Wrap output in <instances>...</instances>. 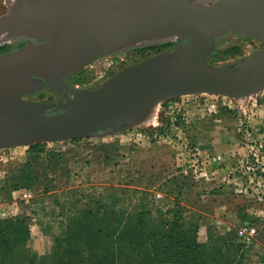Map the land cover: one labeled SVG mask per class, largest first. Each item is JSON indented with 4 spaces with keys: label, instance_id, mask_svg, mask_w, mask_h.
Segmentation results:
<instances>
[{
    "label": "rangeland",
    "instance_id": "rangeland-1",
    "mask_svg": "<svg viewBox=\"0 0 264 264\" xmlns=\"http://www.w3.org/2000/svg\"><path fill=\"white\" fill-rule=\"evenodd\" d=\"M169 42L102 55L66 75V90L45 84L26 98L53 109L68 89L96 87ZM261 47L229 32L207 60L234 65ZM0 230L6 264H80L99 246L113 264H172L169 254L264 264V88L237 99L179 94L115 132L0 149Z\"/></svg>",
    "mask_w": 264,
    "mask_h": 264
},
{
    "label": "water",
    "instance_id": "water-1",
    "mask_svg": "<svg viewBox=\"0 0 264 264\" xmlns=\"http://www.w3.org/2000/svg\"><path fill=\"white\" fill-rule=\"evenodd\" d=\"M16 18L14 7L1 15L0 34L34 41L0 53V149L115 132L179 94L237 99L264 88V0H18ZM229 32L262 47L234 65L209 63ZM168 41L96 87L68 89L56 109L26 98L45 84L65 86L66 75L102 55Z\"/></svg>",
    "mask_w": 264,
    "mask_h": 264
},
{
    "label": "trees",
    "instance_id": "trees-1",
    "mask_svg": "<svg viewBox=\"0 0 264 264\" xmlns=\"http://www.w3.org/2000/svg\"><path fill=\"white\" fill-rule=\"evenodd\" d=\"M173 44H174V42L168 43V45H170V46ZM179 235H180L179 232H176L174 234V238L176 239L175 243L183 241L182 239L177 238ZM2 238H3V232L0 230V250L4 248V246L1 245L2 244V240H1ZM105 238L109 239V236H107V234H106ZM187 247H188V244H187ZM95 249H97V250L94 252V250L92 248H90V250H91L90 252L93 254L94 257L91 259L92 256L89 255V256H86L85 258H81L80 264H89L90 262H92L94 260H97L96 262H94V264H113L112 262L108 263L109 260H102V259L113 257L111 247L99 246V247H96ZM165 254H167L166 251H165ZM87 257H89V258H87ZM64 259L65 258L62 257V260L57 259V262L50 263V264H74L73 259H75V258L69 257L68 259H65V260ZM156 260H158V258ZM166 260H167V262H171L172 264H203V262H198L197 260H196V263L192 262V261H187L180 256H176V255L173 256V254H169V257ZM85 261H86V263H85ZM160 262H162V261L160 260ZM45 263L47 264V262H42V261L39 262V264H45ZM152 263L153 262H151V264ZM0 264H6L2 258H0ZM11 264H19V262H18V260H16V262H12ZM141 264H150V260H142Z\"/></svg>",
    "mask_w": 264,
    "mask_h": 264
},
{
    "label": "flooded vegetation",
    "instance_id": "flooded-vegetation-1",
    "mask_svg": "<svg viewBox=\"0 0 264 264\" xmlns=\"http://www.w3.org/2000/svg\"><path fill=\"white\" fill-rule=\"evenodd\" d=\"M13 7L16 10V15H17L16 20L18 21V0H10L9 3H8V8L4 12V14L9 12L11 9H13ZM18 39H19V42H18ZM7 41L11 42V44H9V43L6 44ZM21 41H23L22 44H20ZM33 41L34 40L32 38H28V37H24V36H10V35H8V33H2V34H0V45L1 44H3V45L0 46V47L4 48L5 45H6V47H5V49L0 50V53H4V52H7V51H11V50H16V49L24 46L26 43L33 42ZM50 86H53V87L57 86L59 88H64L66 90L65 86H63V85L62 86H58V83H54V85H50ZM56 108L57 107H55L54 109H56ZM48 110L50 111V109H48Z\"/></svg>",
    "mask_w": 264,
    "mask_h": 264
}]
</instances>
